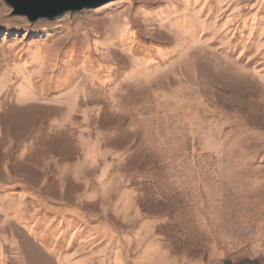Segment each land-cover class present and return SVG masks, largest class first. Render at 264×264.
Masks as SVG:
<instances>
[{
  "label": "rangeland",
  "instance_id": "rangeland-1",
  "mask_svg": "<svg viewBox=\"0 0 264 264\" xmlns=\"http://www.w3.org/2000/svg\"><path fill=\"white\" fill-rule=\"evenodd\" d=\"M0 264H264V0H0Z\"/></svg>",
  "mask_w": 264,
  "mask_h": 264
},
{
  "label": "water",
  "instance_id": "water-1",
  "mask_svg": "<svg viewBox=\"0 0 264 264\" xmlns=\"http://www.w3.org/2000/svg\"><path fill=\"white\" fill-rule=\"evenodd\" d=\"M12 8L13 16L27 17L30 22L39 19L55 20L70 12H81L118 0H3Z\"/></svg>",
  "mask_w": 264,
  "mask_h": 264
}]
</instances>
